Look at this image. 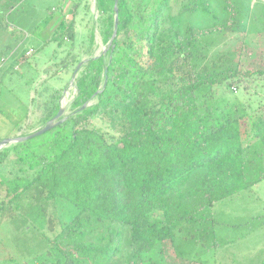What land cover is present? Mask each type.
I'll list each match as a JSON object with an SVG mask.
<instances>
[{
  "label": "trees",
  "instance_id": "obj_1",
  "mask_svg": "<svg viewBox=\"0 0 264 264\" xmlns=\"http://www.w3.org/2000/svg\"><path fill=\"white\" fill-rule=\"evenodd\" d=\"M26 1L0 0V30ZM222 1L216 23L211 0L186 2L176 16L170 0H118L112 39L114 0H96L106 48L91 55V31L88 58L68 54L71 114L0 149V165L12 168L0 175V217L20 231L21 264H167L165 245L183 264H225L218 253L232 243L213 210L264 182V103L223 93L264 83V70L199 50L236 26V5ZM197 12L215 23L181 31L180 18ZM70 31L61 18L44 44L61 48ZM60 97L53 92L43 122Z\"/></svg>",
  "mask_w": 264,
  "mask_h": 264
},
{
  "label": "rangeland",
  "instance_id": "obj_2",
  "mask_svg": "<svg viewBox=\"0 0 264 264\" xmlns=\"http://www.w3.org/2000/svg\"><path fill=\"white\" fill-rule=\"evenodd\" d=\"M192 1L170 0V15L176 16L182 4ZM221 2L223 1L210 2L211 10L218 19L216 23L225 18ZM231 2L239 12L235 28L224 37L200 44L199 50L210 56L228 54L234 59L238 57L243 70H264V0ZM50 16H53V20L49 24L42 23L43 19ZM61 17L67 25H71V31L63 39V46L58 48L55 43H51L41 51V42L55 29ZM98 17L96 0H28L21 9L7 16L6 28L0 30V44H5L10 52L20 44L25 33L29 34V37L24 39L17 49L15 56L18 62L13 66L11 73L0 77V142L42 129L46 125V122H43L44 108L45 105H51L54 91L60 92L59 105L64 110L63 117L71 114L70 104L75 96L73 81L76 69L71 65L66 68L64 64L69 60L67 56L70 52L71 56L75 54L80 57L81 62L88 58L87 37L91 31L94 34L91 55L97 56L105 50L106 46L102 43L96 25ZM180 19L178 28L181 31L186 26L201 28L215 23L200 12L183 15ZM27 48H32L35 52L28 50L30 53L25 55ZM2 51L1 55L4 53ZM33 53L34 55L30 56ZM21 55L23 56L19 57ZM4 61L6 56L0 58V64H4ZM231 91L226 89L225 94L223 93L229 101H234L237 97L253 104V109H256L259 103H264L262 82L257 81L247 92ZM12 158V154L8 153L7 160ZM10 170V165H0L1 177L9 178ZM3 194L1 191L0 198ZM61 210L65 212L61 216L63 215V221L66 222L69 209L61 207ZM6 214L9 215L8 210L5 211ZM213 215L218 222L225 225L223 227L227 233L224 236L233 244L219 253L224 254L227 249H231V253L235 255L229 254L233 264H260L264 259V182L218 204L214 207ZM20 237V231L15 229V225L7 218L0 217V264L23 262V254L18 251L19 246H15L19 244L17 239ZM164 256L167 264H183L174 258L168 245L164 246Z\"/></svg>",
  "mask_w": 264,
  "mask_h": 264
},
{
  "label": "crops",
  "instance_id": "obj_3",
  "mask_svg": "<svg viewBox=\"0 0 264 264\" xmlns=\"http://www.w3.org/2000/svg\"><path fill=\"white\" fill-rule=\"evenodd\" d=\"M62 18V17H61ZM57 24H58V22H57ZM54 30V29H53ZM52 30V31H53ZM12 36H14V35H12ZM22 37V36H21ZM29 37V34H27V33H25L24 35H23V39L21 38V42H20V44H18L17 45V47L14 49V50H12V51H10L9 52V48L7 47V46H5V44H0V52L2 51V52H4V53H2L3 55H1L0 54V58L1 57H5L6 56V61H4V64H0V77H5L6 75H8L9 73H11V70H12V68H13V66L15 65V63H17L18 62V59H17V57L15 56V53L17 52V49L19 48V46L20 45H22L23 44V40L24 39H26V38H28ZM51 43H49V44H44V42H41V45H40V49H41V51H43V48H45V47H48L49 45H50ZM28 50H34V49H32V48H27V50H26V52L28 51ZM6 52H9V53H6ZM34 52H35V50H34ZM4 54H7V55H5L4 56ZM25 55H26V53H25ZM34 55V53L32 54V55H30V56H33ZM23 55H21V56H19V57H22ZM29 56V57H30ZM16 61V62H15ZM229 254H231L232 256L234 255V253H231V249H227V252H225L224 254H223V252L222 253H218V262H221V263H225V264H229L230 262H231V258H229Z\"/></svg>",
  "mask_w": 264,
  "mask_h": 264
},
{
  "label": "water",
  "instance_id": "obj_4",
  "mask_svg": "<svg viewBox=\"0 0 264 264\" xmlns=\"http://www.w3.org/2000/svg\"><path fill=\"white\" fill-rule=\"evenodd\" d=\"M117 3H118V0H114V14H115L114 15V18H115L114 21L115 22H114V31L112 34V39L115 38V36H116L117 14H118ZM79 66H80V64L77 66V69ZM63 111H64L63 108H60L58 113L50 121H48L42 129L35 131L26 137H15V138L5 139V140L1 141L0 142V149L8 146L11 143H18L21 141H26V140L32 139L34 137H38V136L43 135L44 133L48 132L49 130L56 127L57 125H59L64 120V119H61V117L63 116Z\"/></svg>",
  "mask_w": 264,
  "mask_h": 264
},
{
  "label": "built area",
  "instance_id": "obj_5",
  "mask_svg": "<svg viewBox=\"0 0 264 264\" xmlns=\"http://www.w3.org/2000/svg\"><path fill=\"white\" fill-rule=\"evenodd\" d=\"M30 51V50H29ZM29 51L26 52V55H28V53H30Z\"/></svg>",
  "mask_w": 264,
  "mask_h": 264
}]
</instances>
